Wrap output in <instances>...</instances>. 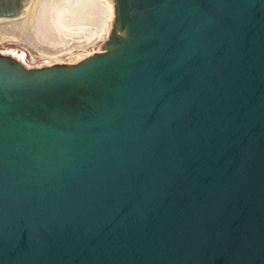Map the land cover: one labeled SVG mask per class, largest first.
Returning a JSON list of instances; mask_svg holds the SVG:
<instances>
[{
	"label": "water",
	"instance_id": "1",
	"mask_svg": "<svg viewBox=\"0 0 264 264\" xmlns=\"http://www.w3.org/2000/svg\"><path fill=\"white\" fill-rule=\"evenodd\" d=\"M105 1L90 54L0 45V264H264V0Z\"/></svg>",
	"mask_w": 264,
	"mask_h": 264
},
{
	"label": "rangeland",
	"instance_id": "2",
	"mask_svg": "<svg viewBox=\"0 0 264 264\" xmlns=\"http://www.w3.org/2000/svg\"><path fill=\"white\" fill-rule=\"evenodd\" d=\"M108 16L102 0H33L25 14L0 19V45L20 43L54 60L90 54L104 37Z\"/></svg>",
	"mask_w": 264,
	"mask_h": 264
},
{
	"label": "bare ground",
	"instance_id": "3",
	"mask_svg": "<svg viewBox=\"0 0 264 264\" xmlns=\"http://www.w3.org/2000/svg\"><path fill=\"white\" fill-rule=\"evenodd\" d=\"M100 1H101V0H100ZM32 2H33V1H32ZM102 2H104V3L107 5L108 9H109V16H108V19H109V20H112V17H113V10H114L112 4L109 3V2H107V1H105V0H102ZM31 5H32V3H31ZM31 5L29 6V8L31 7ZM29 8H28V9H29ZM18 17H19V16H18ZM13 18H17V17H13ZM13 18H7V19H13ZM109 20H108V21H109ZM108 21H107V24H108ZM107 24L104 26V30H103V31H105V27L107 26ZM88 44L91 45L90 42H89Z\"/></svg>",
	"mask_w": 264,
	"mask_h": 264
}]
</instances>
